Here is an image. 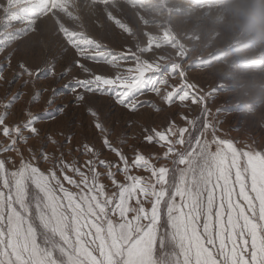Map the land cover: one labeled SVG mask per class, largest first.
<instances>
[{"label":"snow or ice","instance_id":"obj_1","mask_svg":"<svg viewBox=\"0 0 264 264\" xmlns=\"http://www.w3.org/2000/svg\"><path fill=\"white\" fill-rule=\"evenodd\" d=\"M18 2L9 0L10 5ZM12 22L26 26L5 33ZM29 30L22 16L9 17L5 10L0 54ZM65 39L79 59L109 63L87 45ZM17 66L28 77L21 86L31 84L34 90L22 109L23 122L7 123L22 93H6L0 102V137L7 141L0 143V264H264V151L250 145L240 149L220 139L206 108L202 118L181 116L187 127L170 123L163 131L144 129V142L162 149L160 155L146 157L133 150L129 158L123 134L114 145L110 129L92 108L86 111L102 134L101 147L116 162L101 159L102 153L88 143L65 152L52 136L46 139L55 151L46 153L43 145L34 151L29 140L41 136L36 127L40 116L28 109L48 91L36 88L35 78L43 71L58 82L65 73L57 76L51 67L33 73L22 63ZM75 66L88 78H74L61 87L73 93L78 105L86 95L111 96L135 113L144 105L138 97L146 92L166 106L177 100L204 103L184 85L162 95L161 72L167 69L150 74L127 69L109 78L79 60ZM59 91L52 87L44 101L53 118L66 107L53 109ZM64 141L71 144L72 137ZM80 156L87 157L83 163ZM140 172L144 174H134Z\"/></svg>","mask_w":264,"mask_h":264},{"label":"rangeland","instance_id":"obj_2","mask_svg":"<svg viewBox=\"0 0 264 264\" xmlns=\"http://www.w3.org/2000/svg\"><path fill=\"white\" fill-rule=\"evenodd\" d=\"M30 1L10 5L9 0H0V21L7 10L9 17L22 16L30 25L27 33L14 37L0 54V102H5L6 93H22L9 110L7 123L23 122L22 109L34 90L31 84L21 86L28 77L18 64L33 73L50 67L57 76L65 73L58 82L43 71L35 78L36 88L48 91L28 109L40 116L36 127L41 136L29 140L34 151L41 145L46 153L55 151L46 139L52 136L64 144L65 152L88 143L102 153L101 159L116 162L114 155L102 149V134L93 127L87 108L94 109L110 129L114 145L123 134V151L129 158L133 150L146 157L162 154L158 146L144 142V129L163 131L170 123L187 127L181 116L202 118L204 108L209 122L218 127L220 139L231 140L240 149L250 145L264 151V16L256 11L264 9V0H49L50 9H45L51 10L49 15L42 7L31 13ZM25 26L12 22L3 30L10 34ZM66 37L107 56L109 63L79 59ZM9 53H13L10 60H5ZM77 60L94 74L109 78L127 69L139 68L146 74L167 69L161 72L162 95L184 85L204 103L177 100L166 106L160 97L146 92L138 97L144 105L135 113L117 105L111 96L86 95L78 105L73 93L61 87L74 78H88L75 66ZM52 87L60 90L53 109L66 105L54 118L44 103ZM149 104L161 110L156 112ZM65 136L72 137L71 144L65 143ZM0 143L7 141L0 137ZM79 158L83 163L87 157ZM103 183L109 185L107 180Z\"/></svg>","mask_w":264,"mask_h":264},{"label":"bare ground","instance_id":"obj_3","mask_svg":"<svg viewBox=\"0 0 264 264\" xmlns=\"http://www.w3.org/2000/svg\"><path fill=\"white\" fill-rule=\"evenodd\" d=\"M238 1H240V0H238ZM29 3V2H28ZM28 3H26V5L28 4ZM50 4H51V1H50ZM49 0H31L30 1V4L29 5H31V9L29 10L28 8V10L31 12V13H33L34 11H37V9L38 8H44V11H46V14H50L51 13V10H49V11H47V10H45V9H50L49 8ZM190 7H192V6H190ZM27 10V11H28ZM42 10V9H41ZM34 14V13H33ZM40 14V13H39ZM44 14V13H43Z\"/></svg>","mask_w":264,"mask_h":264},{"label":"clouds","instance_id":"obj_4","mask_svg":"<svg viewBox=\"0 0 264 264\" xmlns=\"http://www.w3.org/2000/svg\"><path fill=\"white\" fill-rule=\"evenodd\" d=\"M257 14L260 15V16H264V9H261V8H257Z\"/></svg>","mask_w":264,"mask_h":264}]
</instances>
